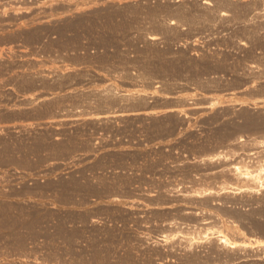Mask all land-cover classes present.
Masks as SVG:
<instances>
[{
	"label": "rangeland",
	"instance_id": "rangeland-1",
	"mask_svg": "<svg viewBox=\"0 0 264 264\" xmlns=\"http://www.w3.org/2000/svg\"><path fill=\"white\" fill-rule=\"evenodd\" d=\"M263 101L264 0H0V264H264Z\"/></svg>",
	"mask_w": 264,
	"mask_h": 264
},
{
	"label": "bare ground",
	"instance_id": "bare-ground-1",
	"mask_svg": "<svg viewBox=\"0 0 264 264\" xmlns=\"http://www.w3.org/2000/svg\"><path fill=\"white\" fill-rule=\"evenodd\" d=\"M261 101V100H260ZM105 103V102H104ZM262 103H264V101L262 102ZM169 109V108H168ZM170 110V109H169ZM103 115V114H102ZM97 116V115H96ZM95 116V117H96ZM107 117V114L105 113L104 114V117ZM109 116V115H108ZM100 117H101V115H100ZM238 164V163H237ZM237 164H233V166L231 167V168H229V170L231 171V172H233L236 176H241V177H243L247 182H249V184H250V182H255V183H260V178H262V177H260L259 176V174L257 173H255V172H249L248 170L247 171H241L240 170V166H238ZM233 175V174H232ZM238 179V178H237ZM263 181L261 180V183H262ZM247 184V183H246ZM247 185V186H249V189L251 188L250 187V185L251 186H253L252 185V183L250 184V185ZM264 184V183H263ZM257 186H258V184H257ZM256 185H254V187H257ZM261 186H262V184H261ZM254 187H252L251 189H253ZM250 189V190H251ZM222 232V231H221ZM218 241L220 242V244L222 243V244H224V245H226L227 247L229 246V247H241V246H246V244L244 243V244H242V242H240L239 244L237 243L238 241H235L234 242V240L233 241H231L226 235H224V234H222V235H220L219 237H218Z\"/></svg>",
	"mask_w": 264,
	"mask_h": 264
}]
</instances>
